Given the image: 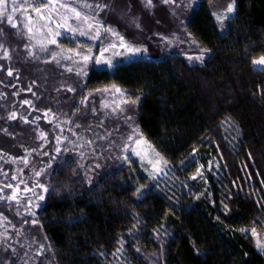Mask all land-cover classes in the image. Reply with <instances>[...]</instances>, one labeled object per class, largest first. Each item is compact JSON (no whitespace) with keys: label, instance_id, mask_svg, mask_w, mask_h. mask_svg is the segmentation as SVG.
Segmentation results:
<instances>
[{"label":"trees","instance_id":"obj_1","mask_svg":"<svg viewBox=\"0 0 264 264\" xmlns=\"http://www.w3.org/2000/svg\"><path fill=\"white\" fill-rule=\"evenodd\" d=\"M107 2L98 19L146 47L147 57L77 75L74 58L63 54L59 64L38 48L39 59L27 57L25 44L35 43L20 12L17 28L0 25L15 83L31 86L34 110L50 109L74 133L92 138L95 131L103 140L93 142L95 157L63 146L49 159L37 177L48 187L34 211L37 224L21 202L0 201L10 221L9 239L0 240V264H264L257 238L241 231L255 226L264 240V67L253 66L264 56V0H235L223 30L211 13L222 14L232 0H199L193 8L190 0H177L179 7L153 0L151 9L141 0ZM48 49L62 52L56 45ZM201 50H208L203 63L187 59ZM108 86L137 103L110 107L103 91ZM4 92L0 129L7 134L0 131V149L23 155L37 143L40 127L7 120L14 97ZM134 128L177 179L213 161L204 196L166 179L154 183L128 163L119 143ZM145 185L138 199L136 189ZM40 244L47 251L38 256Z\"/></svg>","mask_w":264,"mask_h":264},{"label":"snow or ice","instance_id":"obj_2","mask_svg":"<svg viewBox=\"0 0 264 264\" xmlns=\"http://www.w3.org/2000/svg\"><path fill=\"white\" fill-rule=\"evenodd\" d=\"M160 3L164 5H170L173 7H179L180 5L177 3V0H159ZM28 0H0V25L7 23L12 28H17V23L15 22L16 13L17 12H27V8L24 7V4H27ZM141 3L143 4V7L145 9H151L155 7V4L153 0H141ZM199 3V0H190L188 7L193 8L196 4ZM28 7L32 8V10L35 12L36 16L46 23L42 26V31H45V39L41 41H37L35 44L28 43L25 44V49L27 52V57L32 59H39V56L37 55V52L35 49H39V52H49V55L52 57V60H54L57 64L60 63V61L57 59V56H61V53H54L50 52L48 49V45H57L58 41L56 37L62 36L65 33L75 35H81V36H87L90 32H94V35H91L92 40H98L102 39L104 36H113L117 38L116 42H111L108 45H106L103 48H99L98 52L99 54H93L92 48H88L86 50L83 49V46H78L77 49H69L68 51L73 52L75 59L73 62L78 65H83V67L76 70L77 75H87V68L88 66L94 65L96 67L104 68L107 70L115 69L116 63L113 59H105V54L108 53L110 50L120 48L123 49V52H115V56H123L125 58L130 57H137V56H143L147 53V48L144 46H137L131 41L125 40L124 36L115 31L111 27H107L104 22H101L98 17L107 12L110 5L107 2V0H96L95 3H83L81 4L79 0H67L66 3H58L57 0H44L43 3V9L47 10V14H45V11L42 10L40 7H36L34 4H28ZM63 9V14H61L60 10ZM235 9V0H232V2L228 3L226 10L222 14H217L215 12L211 13L213 17L219 22L221 25V29L223 30L224 23L226 20L231 19L232 14L234 13ZM131 10V5H129V11ZM62 17V19H61ZM27 19L29 21L32 20L31 16H28ZM133 25L140 29V24L136 21H132ZM54 25V27H52ZM86 26V27H85ZM59 29H63L64 31H60ZM33 32L32 27H27V34L29 41H32L34 37L30 35ZM20 35H25V33L20 32ZM162 40L168 41V37H161ZM0 50H2V55H0V60H9L11 59L10 50L5 47V44L3 42V28L0 27ZM208 50H201V54L197 56H189L187 59L189 61H199L201 63L204 62L205 58V52ZM68 60H73V56H67L63 57ZM254 65H260L264 66V56H261L257 60H253ZM68 71H73L72 68H68ZM0 71H6V74L8 77L14 76V70L11 67L5 68L3 64H0ZM18 77V73H16ZM3 81H0L2 83ZM12 87H15V85H12ZM29 92L32 91L31 86L27 89ZM115 92H121V89L115 88ZM67 91H74L72 88H68ZM101 91V90H97ZM107 91V89L103 90ZM6 94L0 92V98H3ZM13 95H19V93H13ZM35 95V93H33ZM139 98H137L138 100ZM88 100V97H84V99L81 100V104H85ZM124 104H135L137 101H123ZM22 105H28L32 106V101L30 100H23ZM107 107V105H105ZM116 107H119L117 105ZM115 110V109H114ZM79 111V109H77ZM51 113V110H47L44 115L47 117ZM54 116V114H53ZM7 120L14 121L17 119L22 120L24 123H35L36 120H39L40 117H35L34 120L29 121L27 116H21L16 111H12L8 114ZM129 120L132 118L129 117ZM3 133L7 134V129H0ZM63 131V129H61ZM138 132V129H133L132 134H130L127 139L128 141H133L135 144H139V139H134ZM40 139L46 141V136L44 133L40 134ZM64 139H67V137H64ZM61 139L60 137H57V143H60ZM87 143H92L91 141H88ZM44 147L43 144L39 145V148L42 149ZM219 146L217 145V148ZM125 152L133 153L136 155H139L138 152H136V149L134 147H131L130 145L126 144L124 148ZM28 152L29 150H25ZM38 150L36 148L32 149L31 152H37ZM55 151L59 154L61 152V149L57 147ZM64 151H68L65 149ZM29 152V154H31ZM195 153V149H193V154ZM38 154L41 155H48L47 152H39ZM7 155L6 153H3L2 150H0V159H3V157ZM81 156H83V153H81ZM13 161H15V158H11ZM124 159H129L127 155H125ZM22 163L25 165L28 163L26 158L22 159ZM166 163V162H165ZM218 166V165H217ZM46 167H50V165H46ZM81 168H83V165H80ZM98 167V165H97ZM203 168V166H201ZM44 169L41 168L40 170L35 171V176L39 177L43 173ZM157 171H160V169H157ZM4 175H7L5 172ZM198 175H201V169H197L196 175L192 176V179H196ZM12 180H17V176L13 175ZM155 178V177H153ZM20 183H24L23 180L20 181ZM20 183L13 186L11 183L2 184L0 183V201H15L17 204L20 203V199L17 195L18 191L20 190ZM36 188H40L42 190L41 194L36 198L38 201H43L45 199V196L43 193H46L48 191V187L46 185L40 184L39 182H36L32 185L31 188H29L27 185H25L23 191L29 192V191H35ZM5 189H13L11 194H6ZM143 187L136 189V196L139 199V197L143 194ZM33 201L27 200L25 202V210L29 212L33 219L31 220V223L33 225L37 224L38 221L35 218V212L32 211ZM35 207H39V204H35ZM225 207H227L225 205ZM19 214V212L17 213ZM24 223H28L27 220L23 221ZM0 224H3L5 226L10 224V221L8 218L4 215L3 212H0ZM12 227H15V225H12ZM241 231L246 233H251L252 236H255L256 239V246L257 248L264 250V240L261 239L260 233L257 232V229L255 226H251L248 228L241 229ZM20 233L17 232V235ZM9 239V236L7 232L0 233V240H7ZM8 250H10L12 253L16 252L15 248H12L11 245L8 246ZM47 251L45 245L40 244L39 247L36 250V254L38 256L43 255L44 252ZM118 252H122L123 248H118ZM139 251V250H137ZM27 253H25V256ZM27 264V262H26Z\"/></svg>","mask_w":264,"mask_h":264},{"label":"rangeland","instance_id":"obj_3","mask_svg":"<svg viewBox=\"0 0 264 264\" xmlns=\"http://www.w3.org/2000/svg\"><path fill=\"white\" fill-rule=\"evenodd\" d=\"M58 3H66L67 0H57ZM43 3L44 0H28L27 4H24V7L27 8V12H20L23 17L26 18V26L32 27L33 32L31 35L34 37L33 41L36 43L37 41H41L45 39V31H42V26L46 23L45 21L40 20L35 12L32 10V8L28 7V4H34L36 7L42 8L43 11H45V14H47V10L43 9ZM61 14H63V9L60 10ZM28 16L32 17V20L29 21L27 19ZM62 19V17H61ZM102 22V21H101ZM106 25V24H105ZM113 28L115 31L116 28L113 26H108ZM54 27V25H52ZM86 27V26H85ZM60 31H64L63 29H59ZM120 33L119 31H117ZM121 34V33H120ZM91 35H94V32H90L87 36H81V35H75L65 33L62 36L56 37L58 43L56 47L61 48L62 54L64 57L67 56H73L74 60L77 59L73 52L68 51L69 49H77L78 46H83V49L86 50L88 48H92L93 54L98 55V49L103 48L106 45H108L111 42H116L117 38L113 36H104L102 39L98 40H92L90 37ZM122 35V34H121ZM125 38V37H124ZM125 40H127L125 38ZM128 41V40H127ZM49 46V45H48ZM115 52H123V49L116 48L113 50H110L108 53L105 54V59H113L115 63H118L120 61H130L138 58H145L147 55L143 56H137V57H130L125 58L123 56H115ZM0 55H2V50H0ZM69 62V61H67ZM0 64H3L5 68H8V60H0ZM255 67H264L260 65H254ZM64 67L67 69L69 67H72L68 65V63L64 64ZM83 65H78L75 63V68H81ZM88 67H96L94 65H89ZM73 68V67H72ZM100 68V67H99ZM0 81H3L0 83V92L5 93L4 90L7 88L8 90H11V94L14 97V103L12 111L18 112L21 116H27L28 120H34L35 117H40L39 120H36L39 124L40 130H39V136L37 143L31 147L28 148V152L25 151L23 155L20 154H11L9 152L3 151V153H6L3 157V159H0V183L7 184L11 183L13 186L20 183L21 180L24 181V183H20V190L18 191L17 195L20 199V202L25 206V202L27 200L33 201L32 211L34 212L37 207H35V204L38 203V200L36 199L42 192L40 188H36L35 191H29L24 192L23 189L25 185H27L29 188L32 187V185L36 182H38L37 177L35 176V171L40 170L41 168L45 167L47 164H49V159L56 155L55 149L59 147L60 149L63 146H66L65 148H75L79 149L81 152L85 154H89L92 157L94 156V144L95 142L98 146L103 141L101 137H99L95 131L92 133L91 136H82V133L77 134L74 133L70 127L67 126L66 123L61 121L60 119H55L54 116L50 113L47 117H45L44 113L46 111L38 112L34 110L33 106L28 105H22V101L27 99L32 101L33 97L31 96V93L28 90L21 89L18 87L15 83V76L8 77L6 74V71H0ZM12 85H15V87H12ZM115 88L118 87H112L108 86L106 87L107 91L105 95H107V99L105 100V103H107L110 107L117 106L121 104L123 101L127 100L126 93L121 89V92H115ZM120 89V88H119ZM105 90V89H104ZM19 93V95H13V93ZM101 93V92H100ZM63 129V131H61ZM92 131V130H90ZM44 133L46 136V143L44 140L40 139V134ZM132 134V130L129 131V134L124 138L122 142L119 143V147L123 149L122 153L125 152L124 148L125 145L128 144L131 147H134L136 149V152L139 153V155L125 152V154L130 157V161L128 163L137 165L138 168L144 172V175L147 176L152 182L159 183L161 181H164L165 179L172 183H179L184 188H189L194 193L199 194L201 197L204 196L207 185H208V178L210 176V171L214 165V162L211 160H207L206 164H200L198 169H201V175H198L196 179H192L191 177L196 175V172L187 178H184L180 176V179H177L173 176L171 168L169 164L165 160L162 159L159 152L153 147L152 143L149 142L144 136L137 132L134 139H139L140 143L135 144L133 141H128L127 137ZM57 137H60L61 142L57 143ZM64 137H67V139H64ZM94 139V140H93ZM88 141H91L92 143H87ZM43 144L44 147L42 149L39 148V145ZM103 144V143H102ZM102 146V145H101ZM104 147L107 148V143L105 142ZM36 148L37 152H31L32 149ZM1 150V149H0ZM77 151V150H76ZM31 152V154H29ZM39 152H47L48 155H41L38 154ZM97 153L99 151L97 150ZM15 158V161L13 159ZM26 158L28 163L25 165L22 163V159ZM94 162V161H93ZM203 166V168H201ZM157 169H160V171H157ZM197 171V170H196ZM7 173V175H4V173ZM17 176V180H12V176ZM155 177V178H153ZM148 185L141 186L143 189H146ZM13 189H5L6 194H11ZM9 202V201H5ZM25 208V207H24ZM29 213V212H28ZM8 227H10V224L5 226L3 224H0V233L7 232L8 234Z\"/></svg>","mask_w":264,"mask_h":264}]
</instances>
